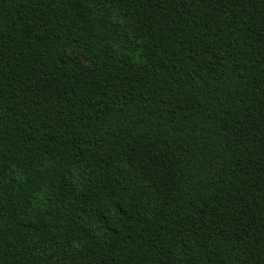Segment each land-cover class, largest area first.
<instances>
[{
	"label": "trees",
	"instance_id": "trees-1",
	"mask_svg": "<svg viewBox=\"0 0 264 264\" xmlns=\"http://www.w3.org/2000/svg\"><path fill=\"white\" fill-rule=\"evenodd\" d=\"M0 264H264V0H0Z\"/></svg>",
	"mask_w": 264,
	"mask_h": 264
}]
</instances>
